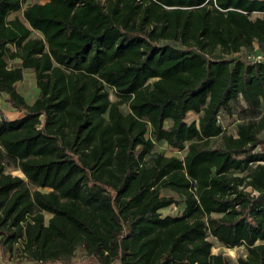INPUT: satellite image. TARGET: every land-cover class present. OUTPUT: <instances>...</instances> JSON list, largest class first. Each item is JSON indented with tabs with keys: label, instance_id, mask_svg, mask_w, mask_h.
I'll list each match as a JSON object with an SVG mask.
<instances>
[{
	"label": "trees",
	"instance_id": "1",
	"mask_svg": "<svg viewBox=\"0 0 264 264\" xmlns=\"http://www.w3.org/2000/svg\"><path fill=\"white\" fill-rule=\"evenodd\" d=\"M31 1L0 0L3 255L264 264V0Z\"/></svg>",
	"mask_w": 264,
	"mask_h": 264
},
{
	"label": "rangeland",
	"instance_id": "2",
	"mask_svg": "<svg viewBox=\"0 0 264 264\" xmlns=\"http://www.w3.org/2000/svg\"><path fill=\"white\" fill-rule=\"evenodd\" d=\"M32 1L31 0H23V7L27 6L28 4H30ZM256 15H253L252 18H254ZM14 17H18L20 18V20H23L22 18V12L19 11V12H16V13H13L10 18H14ZM17 89L19 92L25 94L27 100L29 102H31L34 97H35V94H36V86H35V79H34V76L31 72H27L25 73L24 75V79L17 84ZM110 93V100L111 101H114L116 100V97L114 96V94L112 93V91L110 90L109 91ZM124 111H127V107L125 105H123L121 107ZM0 109H2V112H3V115L7 118V119H12L14 118L13 117V111L12 109H8L6 108L2 98H0ZM9 118H8V117ZM189 118H192V116H189ZM238 118V117H236ZM234 121H233V118L228 120L227 121V132L228 133H233L234 131ZM165 150V146H155L154 148V151H158V152H162ZM181 156V155H179ZM7 172H9L10 174H12L13 176H18V177H21L23 178V174L16 168L13 167V165L9 164L7 166V169H6ZM29 187L31 189H34L33 186L29 185ZM44 191H47V190H44ZM172 207L164 210L162 212V214L166 215V214H174L177 210H174V209H171ZM48 216L46 215L45 216V219L47 220ZM20 250H21V242L18 243L16 245V250H15V255L13 257H8V256H4L3 255V252L0 248V264H30L28 261H26L24 258H22L21 256V253H20ZM222 252L227 258H229L231 264H237V258L239 256H242L245 254V249L243 247H236V248H233V249H226V248H222L219 244L217 243H214L213 244V248H212V252L214 254L218 253V252ZM83 251L78 249L76 252H75V258L74 260L77 261V262H80L82 259H83Z\"/></svg>",
	"mask_w": 264,
	"mask_h": 264
},
{
	"label": "built area",
	"instance_id": "3",
	"mask_svg": "<svg viewBox=\"0 0 264 264\" xmlns=\"http://www.w3.org/2000/svg\"><path fill=\"white\" fill-rule=\"evenodd\" d=\"M254 15H258V14H254ZM245 58H246L247 61H249L251 63L264 62V55L258 54V53H248V54H246ZM171 209L176 210V208L174 206Z\"/></svg>",
	"mask_w": 264,
	"mask_h": 264
},
{
	"label": "crops",
	"instance_id": "4",
	"mask_svg": "<svg viewBox=\"0 0 264 264\" xmlns=\"http://www.w3.org/2000/svg\"><path fill=\"white\" fill-rule=\"evenodd\" d=\"M21 12H22V9H21ZM20 19V18H19ZM21 21H23V20H21ZM27 72H31L30 70H24V75H25V73H27ZM32 73V72H31ZM33 74V73H32ZM13 117L14 118H12V119H9V120H14V119H18L19 117H20V115L18 114V113H16V112H13ZM8 117V116H7ZM9 118V117H8Z\"/></svg>",
	"mask_w": 264,
	"mask_h": 264
},
{
	"label": "water",
	"instance_id": "5",
	"mask_svg": "<svg viewBox=\"0 0 264 264\" xmlns=\"http://www.w3.org/2000/svg\"><path fill=\"white\" fill-rule=\"evenodd\" d=\"M1 119H4V117H3V116H1Z\"/></svg>",
	"mask_w": 264,
	"mask_h": 264
}]
</instances>
